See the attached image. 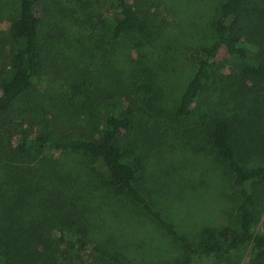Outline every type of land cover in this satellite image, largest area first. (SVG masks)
Listing matches in <instances>:
<instances>
[{
    "label": "trees",
    "instance_id": "obj_1",
    "mask_svg": "<svg viewBox=\"0 0 264 264\" xmlns=\"http://www.w3.org/2000/svg\"><path fill=\"white\" fill-rule=\"evenodd\" d=\"M114 1V13L91 24L95 37L85 40L92 47L83 50L94 63L108 44L128 41L138 52L133 80L105 73L107 66L73 62L60 90L39 91L44 69L58 67L56 58L64 55L58 38L70 30L66 10L51 1L21 0L19 16L0 33V132L18 117H29L34 126L14 143L0 138V264H239L235 259L247 250L250 264H264V6L258 0L222 2L214 40L201 47L197 70L173 113L187 125L195 118L237 193L232 225H205L191 238L157 207V179L145 180L146 161L132 149L136 137L151 134L150 125L163 124L148 60L140 54L157 37L156 25L131 0ZM222 76L228 85L220 88V107L213 110L208 95ZM46 152L61 157L23 161ZM102 191L119 197L117 214L130 207L131 215L115 231L97 232L101 237L87 195ZM124 223L129 229L150 225L157 238L178 245L177 255L152 260L154 253L146 250L138 261L130 249L147 243L121 237Z\"/></svg>",
    "mask_w": 264,
    "mask_h": 264
},
{
    "label": "rangeland",
    "instance_id": "obj_2",
    "mask_svg": "<svg viewBox=\"0 0 264 264\" xmlns=\"http://www.w3.org/2000/svg\"><path fill=\"white\" fill-rule=\"evenodd\" d=\"M46 1H51L66 10L64 21L70 26V30L66 36L58 38L61 39L60 52L64 55L57 56L58 67L48 66L44 69L37 81L39 91L46 89L52 91L56 90L55 88L60 90L63 77L66 75V66L73 62L83 65L86 61L89 66L93 67L95 64L102 69L107 66L105 73H122L124 78L132 77V72L136 74L135 60L138 52L128 41L108 44L102 52L98 51L94 55L92 58L94 63L91 62V55L83 50L84 48L90 50L92 47L89 40H85L95 37L91 34V24L100 16L114 13V0ZM131 1L136 8L144 10L157 29V37L150 44L144 45L140 54L145 55L148 60L156 86L158 107L161 110L158 112L162 116L159 119L163 124L150 125L151 134H146L145 139L136 137L132 147L133 151L146 161L145 180L152 182L157 179L158 190L153 197L154 201L157 207L191 238H195L198 229L205 225H232L235 219L237 193L227 167L217 157L212 145L202 136L195 118L189 125L173 118L181 96L197 70L201 47L210 45L214 40L215 26L220 18V6L224 0ZM258 2L260 7L264 6V1ZM20 5L21 0H0V33L7 31L11 22L19 16ZM81 21L89 24L83 25ZM104 52L106 58L102 56ZM1 69L0 66V83L4 75ZM133 79L134 76L130 80ZM226 85L228 80L222 76L209 92L208 102L212 103V109L220 107L223 95V93L220 95V88ZM103 114L104 112H101L100 118L94 122L95 129H100ZM30 129L34 130V126L27 116L8 119L2 127L0 138L5 144L14 143L17 134ZM66 129L68 133L71 130L68 125ZM177 130L182 135L177 133ZM69 156L64 155L63 158L71 162L72 158ZM60 157L58 153L46 152L37 153L23 161L31 164L51 158L55 161ZM109 194L108 191H102L87 195L91 197L89 201L91 208L97 213L91 217L96 226L94 231L103 236L109 234L111 228L115 231V225L118 227V221H124L126 213L128 216L131 215L130 207L126 213L122 209L124 212L119 211L120 214H117L116 211L120 208V202L117 200L119 197H110ZM262 212L261 222L264 220V209ZM103 223L104 227H101ZM129 228L127 223L121 226L118 230L122 233L121 237L128 241L140 239L143 244L147 243V248H139L136 251L133 247L130 249L137 252L138 261H144L142 253H154L152 260L172 259L177 255L178 245L164 240L159 234L157 238L150 225ZM100 234L98 235L102 237ZM109 247L115 249L112 243H108ZM154 247H161L162 252ZM163 247L167 248V252H164ZM235 260L240 261L239 264H250V251L239 254V258ZM202 264L221 263L207 260Z\"/></svg>",
    "mask_w": 264,
    "mask_h": 264
}]
</instances>
